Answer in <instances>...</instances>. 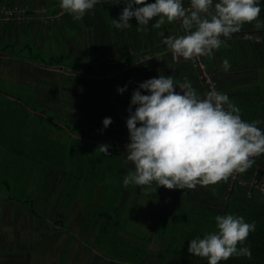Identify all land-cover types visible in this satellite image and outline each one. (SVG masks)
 I'll list each match as a JSON object with an SVG mask.
<instances>
[{
	"label": "crops",
	"instance_id": "0c3cea01",
	"mask_svg": "<svg viewBox=\"0 0 264 264\" xmlns=\"http://www.w3.org/2000/svg\"><path fill=\"white\" fill-rule=\"evenodd\" d=\"M51 1L53 0H0V7L43 9L44 12L41 16L44 18L55 15L54 18L48 19L45 25L34 18L21 22L22 24L16 22L0 23V41L6 45L5 52H0V74H15V77L24 84H30L33 77L39 80L48 79L51 85L61 92V94L52 93L53 95H51L46 93L45 95L50 100H54L52 102L55 103L57 108L60 107L61 113L60 111L59 113L62 120L66 124L80 129V132L84 129L101 132L102 136L100 138H88L81 136V133H75L83 139L96 143L79 140L85 143V148H90L87 149L88 151H98L97 148L100 145H111V148L119 147L121 149L118 155L119 159L122 157L121 154H123V157L125 156V145L129 142L126 120L129 115L128 108L131 95L142 82L148 79L163 74L165 76L171 75L179 82L187 77L197 93L201 96L205 95L203 86L197 79L188 60L183 58L174 59L172 53L162 43L163 37L159 34L161 32L164 33V36L182 35L173 22H166L160 29H156L152 27V24L155 23L153 20L149 31H139V35L135 37L136 42L142 46L141 50L137 52L130 51L126 59L113 60L110 63H98L91 59L88 60V58L93 57V54L89 56L91 50L83 49L80 46L81 41L78 40L75 33L66 36L63 20L61 19L64 12L59 7L60 0H55L57 4L52 6L58 9L56 14H51L52 7L49 5ZM115 1L112 0V2ZM185 5L189 7L190 0H185ZM114 11L113 17L118 18L119 12L115 9ZM260 20H262L261 16ZM33 21L36 22L37 26L34 25ZM30 23H32V27L29 30L25 25ZM255 31L263 30L261 27ZM27 44L30 45V50L26 47ZM16 45L19 46L17 52L14 50ZM32 48L39 53V58H42V55L47 57L48 54L51 58L60 59L61 66L47 67L44 64L26 60V56L32 52ZM21 51H26L27 54L21 56L19 54ZM9 52L12 54H9ZM60 54L61 58L59 57ZM63 57L66 59H62ZM263 57L264 54L251 45L232 38L223 41L221 47L214 50L213 56H207L206 60L207 69L216 81L218 91L226 94L238 106L242 119L248 122L262 121L257 125L262 130H264V62H261ZM225 59L230 62L228 71H224L222 68V61ZM70 65L78 69L72 70L69 67ZM125 87L126 90L123 93H118L119 88ZM177 91L179 90L177 89ZM95 93L101 99L100 105L96 108L100 110L102 116L97 120L91 116L92 108L88 106L90 100L93 101ZM141 94L147 93L142 92ZM78 103H82V105ZM132 110H135V106ZM105 118H111L112 121L107 128H104L102 124ZM64 132L66 133L65 130ZM66 137L69 138L67 133ZM69 139L70 142L74 141L71 138ZM107 140H113L114 142L110 143ZM74 160L71 159L64 166H70L69 169L73 170L77 169L79 165H77V159ZM255 167L260 171H264V154L255 159L252 167L243 173H239L240 178L244 181L251 179ZM85 169L89 173L94 171L92 167L88 168V166ZM258 170L257 174L259 175L260 171ZM97 172V180L94 179L93 174L89 175L81 183L79 192L73 191L74 193L71 192L67 195L59 190L63 183V174L61 170H57L53 177L51 191L38 199L37 218L34 217L35 214L28 207L23 213L20 206L14 207L13 211L7 209L10 210L9 214L3 212L4 214L0 216L2 220L0 225V264H12L14 260L17 261H15L17 264L20 260L15 257L17 254L8 253L10 252L9 249H15L10 245L11 242L14 243V239L20 241L19 248L24 252L31 251L34 247L38 248L45 243L48 244L44 249L37 251H40L39 257L37 256V264H125L117 260H111L105 252L106 249L103 246L98 247L96 245L95 239L99 236L98 227L101 220L98 219L99 217H92L96 215V213H93V209L98 204L99 210L106 207L107 212H109L110 205L108 167L101 164ZM226 182L227 180L215 185H197L196 188L208 191L209 194H205V198L209 197L208 200H211L208 202L202 201L203 204L199 205L221 208L225 200L218 197L217 189ZM140 187L133 188L130 184L120 190L111 205L115 207L114 218L115 221L119 222L118 227L121 228L122 232L119 234L120 236L123 238L130 237L134 243L140 245L139 239L141 237L151 235L147 248L149 251L158 252L161 248V242L152 235L158 206L162 204L166 207H172L174 204L182 203H179L178 200H170L171 192L175 189L168 190L159 187L157 191L163 195L157 196V191L155 193L140 191ZM72 188L75 189L74 184H72ZM130 190L133 191L136 198L132 199ZM176 190L179 193L180 191L186 192L185 189ZM188 192L190 195V191ZM150 195L155 200L149 230L136 235L129 233L127 227L130 226L129 222L132 223L134 217L131 212L127 214L126 203L134 205ZM263 199L262 196L255 193L248 200L257 202ZM5 202L7 201H3L4 205L7 204ZM10 202L18 205L16 202ZM181 202L186 203L185 201ZM185 205L189 204L186 203ZM14 210L17 214H24H20V226L17 223L15 225L9 219ZM48 246L49 248H47ZM36 250H32V253H35ZM2 253L8 256L3 258L2 255L4 254ZM22 255L24 258L27 257L26 254Z\"/></svg>",
	"mask_w": 264,
	"mask_h": 264
},
{
	"label": "clouds",
	"instance_id": "9594fccd",
	"mask_svg": "<svg viewBox=\"0 0 264 264\" xmlns=\"http://www.w3.org/2000/svg\"><path fill=\"white\" fill-rule=\"evenodd\" d=\"M98 3L60 0L59 7L79 21ZM121 3L124 7L118 19H111L119 30L131 28L132 19L137 31H145L154 19L152 27L156 29L166 22H180L184 34L159 33L174 59L212 57L223 43L221 37L230 38L254 21L257 29L264 27L258 0H190L188 8L183 0H117L116 4ZM222 68L229 70L227 59L222 61ZM128 113L129 142L124 160L132 168L123 179L124 186H141L151 193L159 187L194 190L197 185H215L234 173L245 172L255 163L253 157L264 154V130L257 126L262 121L242 119L238 106L214 84L201 96L187 77L178 82L171 75L159 74L133 91ZM111 122L105 118L103 127ZM109 147L100 145L97 150L109 156ZM255 227L254 221L245 222L240 216L217 215L215 230L191 239L187 251L206 258L207 264H220L232 257L251 259V248L245 242Z\"/></svg>",
	"mask_w": 264,
	"mask_h": 264
},
{
	"label": "trees",
	"instance_id": "16d2710c",
	"mask_svg": "<svg viewBox=\"0 0 264 264\" xmlns=\"http://www.w3.org/2000/svg\"><path fill=\"white\" fill-rule=\"evenodd\" d=\"M147 2L153 3L155 0H147ZM258 2L261 6V21H264V0H258ZM116 3L117 0L115 2H112V0H99V3L94 6V9L87 12L79 21L74 20L73 17L67 13H64L61 17L66 36L75 33L78 40L81 41L79 43L80 46H82L83 49L87 48L91 50L89 56L93 54V57L88 58V60L91 59L98 63H110L113 60L128 58L130 51L137 52L138 50H141L142 46L136 42L137 40H135L136 35H139V31H137L138 25H136L135 19L130 21L132 24L131 28L119 30L113 27L111 19H118L116 16L113 17V12H115L114 9L121 14L124 7V4L121 3L117 5ZM55 4H57L55 0L49 2L51 7L55 6ZM57 11V8L52 7L51 14H56ZM33 23L37 26L35 21H33ZM152 23L153 21H151L146 27L147 31L150 30V24ZM255 23L256 22L254 21L251 24H244L241 30L244 32L255 31L257 30ZM25 26L30 30L32 23L26 24ZM262 30L264 31V27H262ZM247 44L264 54V42L260 44ZM26 47L28 50L31 49L28 44ZM5 49V43H1L0 41V52H5ZM9 54L12 53L9 52ZM39 56L40 55L37 51H32L27 54L26 60L37 64H44L47 67L61 66V60L58 58H39ZM206 60L207 57L205 59V64ZM261 62H264V57ZM69 67H71L70 69L72 70L78 69L71 65ZM14 102L17 103L23 111L30 112L27 109L29 106H27V104L21 99L16 98ZM33 114L37 118L36 120L46 119L40 114ZM51 119L55 122L47 120L56 130H65L71 140H81L96 144L72 133L69 128L62 123V120H56L55 118ZM68 133L76 137H72ZM109 146L108 151H113L112 155L118 158L121 149L119 147L111 148V145ZM16 152L18 155L22 154L21 150ZM82 163H84L83 160H81L80 164L78 161L77 165L80 166ZM35 164L37 165V163ZM100 165L101 164H90L88 168L92 167L94 171L90 173L86 172L85 174L78 171L82 170L79 166L75 169L76 172L68 167L65 169H63V167L62 169H57L45 165L41 168H37L36 171H28L26 168H21L19 179L25 180L27 177L34 178V181H31L33 183V190L31 191L33 196L32 200L31 198H28V200H22L10 195L8 192H5L4 195L8 201L16 202L19 205H26L30 211L35 214L34 217L37 218L36 207L38 206V199L40 196L48 194L51 191L53 177L57 170H61L63 174V183L59 190L68 195L71 192H79L81 183L87 178V176H91L92 174L95 175L100 168ZM86 166L87 165L84 164V169ZM121 173L127 174L128 172L123 170ZM36 175H38V178L35 177ZM70 182L75 185V189L72 188ZM22 186L23 188H26L24 183H22ZM117 186L111 188V184L108 185L110 194L109 212H107L106 207H104L103 210L101 208V210H99V206L96 204L93 213H96L97 216H92L99 217L98 219L101 220L98 227L100 231L99 236L95 239L97 242L96 245L98 247L103 246L111 260H117L125 264H207L206 258L196 257L188 253L187 248L190 240L194 238H203L206 234L214 231L215 217L217 215L233 214L235 216L243 217L245 222H255V231L250 233L245 242L251 248L252 258L232 257L227 261L220 262V264H264V199L257 202L246 199L245 189L243 187L234 184L230 189H227L228 181L221 184L217 189V195L224 199L225 202L219 209L199 204H174L172 207H166L159 204L152 235L160 240L161 248L158 252H152L147 248L151 235L141 237L139 239L141 243L140 245L134 243L130 237L123 238L119 235L122 233L121 228L118 227L119 222L115 221L114 218L115 207L111 206L115 196H117L120 190H122V187ZM6 188L9 190L8 186Z\"/></svg>",
	"mask_w": 264,
	"mask_h": 264
},
{
	"label": "rangeland",
	"instance_id": "374dc122",
	"mask_svg": "<svg viewBox=\"0 0 264 264\" xmlns=\"http://www.w3.org/2000/svg\"><path fill=\"white\" fill-rule=\"evenodd\" d=\"M43 24L45 25V23ZM14 50L17 52L19 50V46H14ZM32 51L36 52L33 48ZM19 54L22 56L27 53L26 51H21ZM46 56L47 58L49 57L48 54ZM42 57L46 58L43 55ZM59 57L61 58V54ZM62 59L66 58L63 57ZM44 79L39 80L36 77H33L30 84H24L15 77V74H0V216L4 213L9 214L10 210L7 209H11V211H13V208H17L18 206H20L22 213L27 210V206L24 204L16 205L8 201L4 195L5 192H8L10 195L22 200H28V198H31L32 200L33 196L31 191L33 190V183L31 181H34V178L27 177L25 180L19 179L21 175V168H26L28 171H36L37 168H41L45 165L47 167H54L57 169H62L63 167V169H65L66 167L64 164H67L71 159L73 161H75L74 159H77L79 164L81 160L84 161V163H82L83 166H79L82 170L78 171L85 174L87 170L84 169V164L87 166L90 164H103L110 170V172H108V177L111 188L117 185V187L124 188L123 179L132 168L129 163H125L123 154H121V159H118L116 156L112 155L113 151H108L109 156L103 153L100 154L99 151H88L90 148H85V143L76 140L70 142V139L66 137L64 130H58V132L54 128L48 120L53 121L51 118L62 120V116L60 114L61 109L60 107L57 108L55 103L52 102L54 100H50L45 94L49 93L53 95L52 93L61 94V92L59 89L57 90L56 87L51 85L48 79ZM6 97L21 99L27 104V106H29L28 111H31H23L17 103ZM100 103L101 99L99 98V95L95 93L93 101L90 100L88 104V106H91L92 108L91 116L95 120L102 116V113L100 115V110L96 108V106L100 105ZM78 104L82 105V103ZM33 113L45 116L46 119L36 120L37 118ZM62 123H64L72 133H81V136L83 137L100 138L102 136L100 131H89L88 129H84L80 132V129L66 124L64 120H62ZM69 135L72 136V134ZM107 142L113 143L114 141L107 140ZM19 149L22 151L21 155H18L16 152L20 151ZM35 163H37V165ZM67 167L70 168V166ZM123 170L128 173L122 174L121 171ZM93 176L94 179L97 180L98 172ZM35 177L38 178V175ZM22 183H24L26 188H23ZM7 186L9 190H7ZM131 186L133 188L136 187V185ZM140 191H143V188L140 187ZM185 191L186 192L180 191L179 193L175 189L171 192L170 200H178L180 201L179 203L182 204L183 202L181 201H185L187 204H203L202 201H211L208 200L209 197L205 198V194L208 193L207 190L195 188L194 190L185 189ZM188 191H190V195ZM148 192L151 191L149 190ZM130 195L133 197L132 199H134V197L136 198L131 190ZM156 195L161 196L163 194L157 191ZM154 200L155 199L150 195L134 205L126 203L127 205L125 207L127 214L131 212L134 217L132 223L129 222L130 226L128 224L129 227H127V231L129 233L136 235L149 230L148 227L151 226L152 223L151 217L153 215ZM3 201H7L5 202L7 204L4 205ZM15 210L12 215L13 218L10 216L9 219L14 222L15 225L17 223V225L20 226L19 217L24 214H17ZM1 222L2 220L0 219V225ZM13 242L14 243L12 244L11 242L10 245L15 249H9L10 252L8 253L17 254L15 257H18V260L20 259L17 264H37L40 252L37 251L44 249V247L48 245L45 243L38 248L34 247L32 250H37L35 253H32V250L28 252L21 251V248H19L21 243L20 241L18 242L17 239H14ZM47 248H49V246ZM22 254H26L27 257L24 258ZM46 254L48 253L46 252ZM2 256L4 258L8 255L6 256L4 254ZM15 261L16 260H14V263ZM14 263L12 262V264Z\"/></svg>",
	"mask_w": 264,
	"mask_h": 264
},
{
	"label": "built area",
	"instance_id": "2783aa9c",
	"mask_svg": "<svg viewBox=\"0 0 264 264\" xmlns=\"http://www.w3.org/2000/svg\"><path fill=\"white\" fill-rule=\"evenodd\" d=\"M183 3L184 6L188 8L185 5V0H183ZM43 12H44L43 9L31 10L26 7H12V8L0 7V23H5V22L21 23L32 18L40 22L46 23L48 19H52L55 17V15H52L44 18L41 16ZM173 23L179 28L181 34H184L182 28L180 27V22L175 21ZM232 38L246 43L260 44L264 42V31H255V32L239 31L237 33H234L230 38L221 37L223 41ZM206 57L207 56H202L194 60H188L191 68L193 69V71L197 76V79L201 82L205 94L210 90L212 84L215 85V88L218 91L216 81L212 78L210 72L206 68V64H205ZM257 157H253V159L255 160ZM257 170L258 168L255 167L252 177L248 181L242 180L239 176V173H234L231 177L227 179L228 181L227 189H230L232 185L237 184L245 189L246 199H251L252 195L255 193L264 197V171L258 170L260 171V174L258 175Z\"/></svg>",
	"mask_w": 264,
	"mask_h": 264
},
{
	"label": "water",
	"instance_id": "95a60500",
	"mask_svg": "<svg viewBox=\"0 0 264 264\" xmlns=\"http://www.w3.org/2000/svg\"><path fill=\"white\" fill-rule=\"evenodd\" d=\"M3 96V95H2ZM5 97V96H4ZM6 98H8V99H10V100H12V101H14V100H16V99H14V98H11V97H6ZM28 109V108H27ZM31 111V110H30ZM45 117V116H44ZM46 118V117H45ZM65 128V127H64ZM66 129V128H65ZM72 137H76V136H74V135H72Z\"/></svg>",
	"mask_w": 264,
	"mask_h": 264
}]
</instances>
